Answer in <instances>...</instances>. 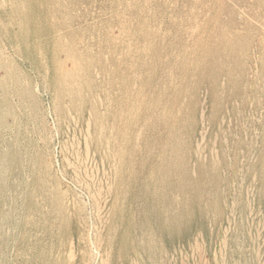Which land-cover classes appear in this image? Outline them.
<instances>
[{
  "label": "rangeland",
  "instance_id": "obj_1",
  "mask_svg": "<svg viewBox=\"0 0 264 264\" xmlns=\"http://www.w3.org/2000/svg\"><path fill=\"white\" fill-rule=\"evenodd\" d=\"M0 159V264H264V0H0Z\"/></svg>",
  "mask_w": 264,
  "mask_h": 264
},
{
  "label": "bare ground",
  "instance_id": "obj_2",
  "mask_svg": "<svg viewBox=\"0 0 264 264\" xmlns=\"http://www.w3.org/2000/svg\"><path fill=\"white\" fill-rule=\"evenodd\" d=\"M3 147H4V146H3ZM6 147H9V146H6ZM1 148H2V147H1ZM9 148H10V147H9ZM7 150H8V149H7ZM10 151H11V150H10ZM12 154H14L13 151H12ZM12 158H13V157H12ZM10 159H11V158H10ZM13 159H14V158H13ZM0 160H1V159H0ZM4 160H5V159H4ZM11 161H12V160H11ZM14 162H15V161H14ZM8 164H9V162H8ZM13 164H14V163H13ZM8 166H9V165H8ZM8 168H10V167H8ZM12 168H13V167H12ZM8 172H9V171H8ZM3 177H4V176H3ZM1 179H2V178H1ZM1 179H0V180H1ZM3 179H6V178H3ZM6 180H7V179H6ZM6 180H2V181H6ZM210 181H212V180H210ZM4 183L6 184V182H4ZM211 183H212V182H211ZM0 184H2V183H0ZM5 184H4V186H6ZM208 185H209V184H208ZM210 185H211V184H210ZM2 186H3V184H2ZM4 186H3V189L1 188V190H4ZM4 243H5V242H4ZM6 245H7V244H6ZM5 248H6V247H5Z\"/></svg>",
  "mask_w": 264,
  "mask_h": 264
}]
</instances>
